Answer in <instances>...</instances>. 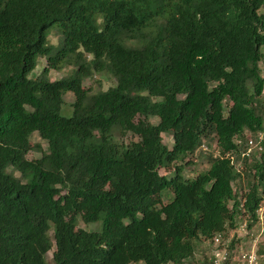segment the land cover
Returning <instances> with one entry per match:
<instances>
[{
    "label": "trees",
    "instance_id": "trees-1",
    "mask_svg": "<svg viewBox=\"0 0 264 264\" xmlns=\"http://www.w3.org/2000/svg\"><path fill=\"white\" fill-rule=\"evenodd\" d=\"M263 7L0 0V264H48L50 250L53 264L206 263L203 241L245 217L250 227L264 198V139L246 154V137L264 130ZM94 73L114 84L92 92ZM67 92L70 116L59 112ZM195 153L208 168L186 177Z\"/></svg>",
    "mask_w": 264,
    "mask_h": 264
},
{
    "label": "rangeland",
    "instance_id": "rangeland-1",
    "mask_svg": "<svg viewBox=\"0 0 264 264\" xmlns=\"http://www.w3.org/2000/svg\"><path fill=\"white\" fill-rule=\"evenodd\" d=\"M260 12H264V7L261 8L259 10ZM48 39L51 43H57V36L51 32L48 36ZM261 51L264 53V46H262ZM45 64V59L44 58H39V62L38 65L36 66V68L34 69V71L30 74V76H34L36 74H38L40 72L41 67ZM260 68H261V73L262 75H264V61L260 62ZM70 71V67H65L62 70H50L49 71V78L50 79H58L61 78L62 76L66 75L68 72ZM114 84V78L108 76V75H104V74H93L92 77L87 78L86 80H84L83 82V86L85 88H90L92 90V92H96L98 90H104L107 89L109 86ZM183 97V96H180ZM263 101H264V91H263ZM74 100V96L71 92H67L64 95V102L60 108V114L64 115V116H70L72 114V105L71 103ZM152 122H156V118L153 117L150 119ZM114 140L116 142H127V141H131V140H136L137 136L133 135L132 133H127L126 135L122 136L119 133H114L113 135ZM32 141L33 142H41L42 147L45 149L46 147V143L43 142L39 136L34 133L32 135ZM162 139H163V143L166 144L168 147L171 146L172 143V136L169 134H163L162 135ZM215 147V145L212 142L211 145V149H213ZM41 154L39 152H35V151H29L27 153V158L29 159H33V158H37L39 157ZM187 162V163H186ZM184 167H183V174L186 177H193L195 176L198 172L208 168V163L206 161L205 158H203L202 155H198L197 153H195L192 156H188L185 160H184ZM161 174H166L165 169H161L160 170ZM236 185H238L240 188H238ZM235 186L237 187V189H242L245 190L248 187V179L244 176L239 184H236ZM99 226V223H84L83 221L79 220L77 223V228H83V229H87V230H94ZM243 241H247L246 239H243ZM211 243H208L207 241H203L201 247L202 249L205 250H209ZM201 251L196 252L195 257L200 258L201 257ZM51 256H52V250L48 251L46 254V260L48 262V264H53L51 261ZM137 264H144L142 262H139Z\"/></svg>",
    "mask_w": 264,
    "mask_h": 264
},
{
    "label": "built area",
    "instance_id": "built-area-1",
    "mask_svg": "<svg viewBox=\"0 0 264 264\" xmlns=\"http://www.w3.org/2000/svg\"><path fill=\"white\" fill-rule=\"evenodd\" d=\"M248 150L246 154L262 150L264 130L256 136H247ZM202 151L209 150L208 145L202 144ZM256 219L249 227L247 219L242 218L237 226L225 234L218 233L211 240V252L206 263L200 259L198 264H257L258 248L264 245V198L256 210ZM246 239L247 241H243Z\"/></svg>",
    "mask_w": 264,
    "mask_h": 264
}]
</instances>
